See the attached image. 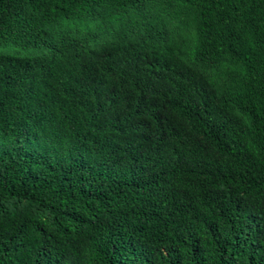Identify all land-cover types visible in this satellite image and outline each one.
I'll return each mask as SVG.
<instances>
[{
  "label": "trees",
  "instance_id": "trees-1",
  "mask_svg": "<svg viewBox=\"0 0 264 264\" xmlns=\"http://www.w3.org/2000/svg\"><path fill=\"white\" fill-rule=\"evenodd\" d=\"M0 264H264V0H0Z\"/></svg>",
  "mask_w": 264,
  "mask_h": 264
}]
</instances>
